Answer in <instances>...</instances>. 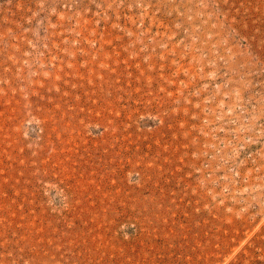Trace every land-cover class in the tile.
I'll return each instance as SVG.
<instances>
[{
  "label": "rangeland",
  "instance_id": "374dc122",
  "mask_svg": "<svg viewBox=\"0 0 264 264\" xmlns=\"http://www.w3.org/2000/svg\"><path fill=\"white\" fill-rule=\"evenodd\" d=\"M0 264H264V0H0Z\"/></svg>",
  "mask_w": 264,
  "mask_h": 264
}]
</instances>
